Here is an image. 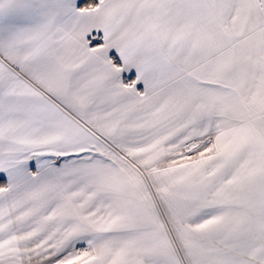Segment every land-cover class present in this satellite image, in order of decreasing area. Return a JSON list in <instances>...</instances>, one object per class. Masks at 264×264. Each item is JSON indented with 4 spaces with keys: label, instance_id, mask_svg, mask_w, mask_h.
Returning a JSON list of instances; mask_svg holds the SVG:
<instances>
[{
    "label": "snow or ice",
    "instance_id": "6c2138e0",
    "mask_svg": "<svg viewBox=\"0 0 264 264\" xmlns=\"http://www.w3.org/2000/svg\"><path fill=\"white\" fill-rule=\"evenodd\" d=\"M0 264H264V0H0Z\"/></svg>",
    "mask_w": 264,
    "mask_h": 264
}]
</instances>
